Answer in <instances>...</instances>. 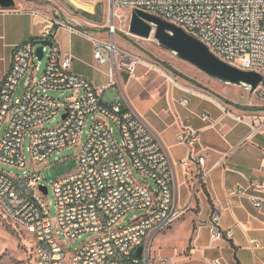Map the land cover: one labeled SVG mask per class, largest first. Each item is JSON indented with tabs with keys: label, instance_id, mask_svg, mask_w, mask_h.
Here are the masks:
<instances>
[{
	"label": "built area",
	"instance_id": "2783aa9c",
	"mask_svg": "<svg viewBox=\"0 0 264 264\" xmlns=\"http://www.w3.org/2000/svg\"><path fill=\"white\" fill-rule=\"evenodd\" d=\"M114 8L143 10L159 16L203 42L217 57L243 70L256 71L264 86V0H110ZM1 9V8H0ZM2 10V9H1ZM59 26L78 32L94 43V56L109 66V81L96 85L89 77L72 70L73 55L62 50L56 40ZM117 29L110 26L108 37L80 31L54 19L52 25L12 50L10 67L0 80V165L23 170L12 175L0 168V209L7 218L32 238L36 264H146L136 252L152 238L168 229L181 215L175 195V166L144 118L118 93L105 100L108 88L124 82V72L135 76L141 57L118 45ZM43 40V56L37 53ZM45 56L48 62L37 76ZM24 79L23 94L13 95ZM70 92L53 97L39 89ZM188 98L181 103L187 105ZM61 115L55 126L45 125ZM92 125L85 141L81 135L86 121ZM202 119L209 121L208 113ZM30 138V161L24 142ZM200 141L199 130L183 128L178 143L192 147ZM73 147L77 168L52 183L57 215L51 217L42 187V165L54 152ZM204 156L190 153L179 165L197 169L201 181ZM35 165V166H34ZM133 169L155 186L138 180ZM197 183L194 190L197 189ZM48 189V188H47ZM264 181L251 179L248 189L237 186L233 194L249 196L261 208ZM141 214L124 224L128 212ZM90 233L91 238L77 250L67 243ZM228 234V233H227ZM224 237L221 212L211 216L210 240ZM252 248L261 246L250 241ZM163 264H172L166 260ZM207 264H222L212 259Z\"/></svg>",
	"mask_w": 264,
	"mask_h": 264
},
{
	"label": "crops",
	"instance_id": "0c3cea01",
	"mask_svg": "<svg viewBox=\"0 0 264 264\" xmlns=\"http://www.w3.org/2000/svg\"><path fill=\"white\" fill-rule=\"evenodd\" d=\"M54 19L59 18L23 2L14 10L0 9V80L10 67L14 46L39 36ZM61 29L69 36L78 33L59 26L56 40L60 46ZM71 49L64 52L74 57ZM105 66L109 75V66ZM72 70L89 77L74 60ZM184 98L189 100L187 105L181 103ZM158 99H164V104L150 115L143 114L127 100L177 163L175 195L182 211L177 221L180 227H188V235L180 241L183 238H179L173 222L165 239L160 237V232L152 241L156 239L158 247L164 244L167 251H174L180 264H207L212 259H219L222 264H264V204L257 208L249 196L233 194L239 185L248 189L251 179L264 181V111L232 110L211 95L183 83L165 89ZM203 113L209 114V121L202 119ZM183 128L199 130L200 141L192 147L178 143ZM190 153L206 158L202 169L207 175L203 181L197 172L200 166L191 165L184 170L179 165ZM197 183L199 186L194 190ZM249 192L264 197V193ZM216 208L221 212L224 237L212 243L210 222ZM251 240L260 241L261 246L252 248ZM167 241L170 243L166 244ZM184 248H189L188 255L179 256Z\"/></svg>",
	"mask_w": 264,
	"mask_h": 264
},
{
	"label": "rangeland",
	"instance_id": "374dc122",
	"mask_svg": "<svg viewBox=\"0 0 264 264\" xmlns=\"http://www.w3.org/2000/svg\"><path fill=\"white\" fill-rule=\"evenodd\" d=\"M15 1L16 8L20 6L21 2L27 4V6L42 8L45 13L59 19L62 18L66 23L76 27L80 31H88L94 35L99 34L97 36L107 38L109 27L115 26L117 29L115 41L121 47L138 54L142 59V63L139 65L135 76L130 77L127 82H123L122 86L117 84L107 89L105 93L106 101L112 100L118 93H121L128 104V100H130V103L140 112L150 115L155 108L161 107L164 104V99L160 100L158 98L165 89L183 83L211 95L218 102L232 110H240L242 113L252 111L253 109L264 111V86L262 84L255 91H251L233 84L223 83L210 77L192 64L178 58L174 53L162 48L153 35L150 38H141L131 34L129 24L132 10L130 8L112 9L110 0ZM85 14H91L92 17L89 18ZM59 36L62 40V50L70 51V48H72L71 53L75 57L74 64L81 67L95 84L97 83L96 85L101 86L100 84H106L109 81V75L106 74L108 67L98 63L94 56V43L90 38L80 33H74L72 36L65 35L62 29ZM47 62L48 56H45L40 64V70L37 73L38 77L42 76ZM24 89L23 79L15 90L13 98H19L23 94ZM39 91L42 94L53 97L68 96L70 94V92L44 90L43 88H40ZM60 120L61 115H58L55 120L48 122L45 126H55ZM91 125L92 119L89 118L83 128L82 141L86 140ZM29 146L30 138L26 137L24 150L28 161H30ZM78 164L79 160L76 156L75 148L68 147L54 152L42 165H39L42 167V182L48 188V193L44 198L48 203L51 217H56L57 215V204L52 189L53 181L60 176L73 172ZM0 168L12 175L23 174V170L10 165L2 164ZM133 174L138 180L155 186L151 179L145 180L135 169H133ZM141 212V210L128 212L124 224L139 216ZM177 220L173 223L174 229L177 228L176 232H178L179 238H183L180 241H184L188 235V227L186 225L180 227ZM168 229L160 234L162 239L168 236ZM90 238L91 234L88 233L70 240L67 243V249L75 251ZM155 240H151L144 249L143 255L146 264H163L166 260H170L172 264H180L173 255L174 251H167L163 243H161L163 244L161 247H158ZM169 243V241L166 242V244ZM188 250L189 248L180 249L179 256L188 255ZM0 264H36L32 238L11 222L2 209H0Z\"/></svg>",
	"mask_w": 264,
	"mask_h": 264
},
{
	"label": "water",
	"instance_id": "95a60500",
	"mask_svg": "<svg viewBox=\"0 0 264 264\" xmlns=\"http://www.w3.org/2000/svg\"><path fill=\"white\" fill-rule=\"evenodd\" d=\"M111 7L114 9L112 4ZM0 8L2 10H14L16 1L0 0ZM129 31L141 38H150L153 35L162 48L223 83L233 84L251 91H255L263 83V77L258 72L243 70L223 61L212 53L203 42L186 32L182 27L154 14L139 9L133 10ZM41 44L37 48L40 57L43 56V45H51V42L43 40ZM123 75L124 82H127L129 74L124 72ZM42 189L45 193L48 192L47 187L43 186ZM143 254L144 248L141 247L136 255L142 257Z\"/></svg>",
	"mask_w": 264,
	"mask_h": 264
},
{
	"label": "trees",
	"instance_id": "16d2710c",
	"mask_svg": "<svg viewBox=\"0 0 264 264\" xmlns=\"http://www.w3.org/2000/svg\"><path fill=\"white\" fill-rule=\"evenodd\" d=\"M87 17H89V18H91L92 17V15L91 14H85Z\"/></svg>",
	"mask_w": 264,
	"mask_h": 264
},
{
	"label": "bare ground",
	"instance_id": "6f19581e",
	"mask_svg": "<svg viewBox=\"0 0 264 264\" xmlns=\"http://www.w3.org/2000/svg\"><path fill=\"white\" fill-rule=\"evenodd\" d=\"M83 8H85V7H83ZM88 8V7H87ZM89 9V8H88ZM172 80V79H171Z\"/></svg>",
	"mask_w": 264,
	"mask_h": 264
}]
</instances>
